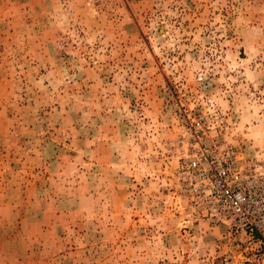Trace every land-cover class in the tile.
Masks as SVG:
<instances>
[{
  "label": "rangeland",
  "instance_id": "obj_1",
  "mask_svg": "<svg viewBox=\"0 0 264 264\" xmlns=\"http://www.w3.org/2000/svg\"><path fill=\"white\" fill-rule=\"evenodd\" d=\"M204 97L264 160V0H0V264H264L174 197Z\"/></svg>",
  "mask_w": 264,
  "mask_h": 264
},
{
  "label": "built area",
  "instance_id": "obj_2",
  "mask_svg": "<svg viewBox=\"0 0 264 264\" xmlns=\"http://www.w3.org/2000/svg\"><path fill=\"white\" fill-rule=\"evenodd\" d=\"M222 112L208 97L184 115L186 135L177 143L173 194L195 221L222 226L248 262L264 261V160L224 140Z\"/></svg>",
  "mask_w": 264,
  "mask_h": 264
}]
</instances>
